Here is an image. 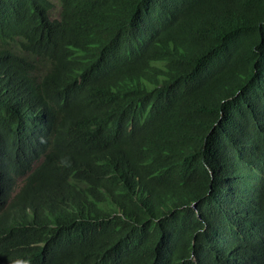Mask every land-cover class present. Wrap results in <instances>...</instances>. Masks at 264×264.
I'll list each match as a JSON object with an SVG mask.
<instances>
[{"label": "trees", "instance_id": "1", "mask_svg": "<svg viewBox=\"0 0 264 264\" xmlns=\"http://www.w3.org/2000/svg\"><path fill=\"white\" fill-rule=\"evenodd\" d=\"M0 0V264H264V0Z\"/></svg>", "mask_w": 264, "mask_h": 264}, {"label": "rangeland", "instance_id": "2", "mask_svg": "<svg viewBox=\"0 0 264 264\" xmlns=\"http://www.w3.org/2000/svg\"><path fill=\"white\" fill-rule=\"evenodd\" d=\"M53 4H54V15H56L58 13V10H59V5H58V0H52Z\"/></svg>", "mask_w": 264, "mask_h": 264}]
</instances>
